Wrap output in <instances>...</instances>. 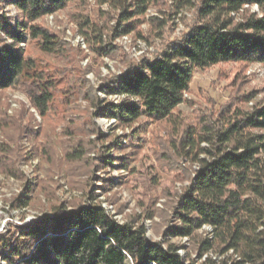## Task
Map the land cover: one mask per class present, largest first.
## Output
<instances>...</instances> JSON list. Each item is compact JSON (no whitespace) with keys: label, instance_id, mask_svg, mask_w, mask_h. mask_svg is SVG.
Here are the masks:
<instances>
[{"label":"rangeland","instance_id":"obj_1","mask_svg":"<svg viewBox=\"0 0 264 264\" xmlns=\"http://www.w3.org/2000/svg\"><path fill=\"white\" fill-rule=\"evenodd\" d=\"M173 2L153 4L136 31L124 36L114 34L120 11L97 0H75L35 22L58 36V52L43 53L30 38L20 47L56 77L57 89L44 116L26 86L0 90V245L7 235L18 238L30 224L51 218L55 207L98 203L120 224L144 225L150 241L183 246V256L199 258L193 241L169 235L179 225L175 207L205 157L184 151L182 141L193 130L197 139L206 134L207 125L221 129L225 112L247 113L264 105V63L196 70L184 102L169 120L143 116L126 125L106 118L108 105L126 100L106 89L162 53L193 19L189 8L175 15ZM253 13L261 15L258 7H247L236 21ZM0 14L14 26L22 18L10 3L0 4ZM86 18L91 29L83 25ZM0 44L13 45L3 31ZM207 146L199 143V148ZM198 233L210 235L207 228ZM8 256L9 249L0 246V264Z\"/></svg>","mask_w":264,"mask_h":264},{"label":"trees","instance_id":"obj_2","mask_svg":"<svg viewBox=\"0 0 264 264\" xmlns=\"http://www.w3.org/2000/svg\"><path fill=\"white\" fill-rule=\"evenodd\" d=\"M73 1L0 0L22 15L14 26L0 14V31L13 42L0 44V90L26 86L43 116L54 100L57 79L27 57L20 45L30 38L43 53L58 52V36L35 22ZM97 1L120 11L114 34L124 36L136 31L153 4L165 0ZM173 4L175 15L187 8L195 12L186 31L158 56L114 80L106 93L126 100L108 105L106 118L126 125L143 116L169 120L184 102L196 70L231 62L264 63V0H174ZM252 6L261 15L248 14L237 22L240 12ZM83 25L92 28L89 18ZM95 38L103 41L100 35ZM99 50L108 53L105 46ZM222 117L221 129L207 125L206 134L197 139L193 130L182 141L184 151L205 157L199 159L200 167L175 207L179 225L169 235L193 241L198 259L183 256V246L150 241L144 225L120 224L96 203L71 210L55 207L51 218L30 224L18 238L7 235L0 245L9 249L6 264H264V105L247 113L225 112ZM202 142L208 146L199 148ZM207 226L212 232L203 238L198 232Z\"/></svg>","mask_w":264,"mask_h":264},{"label":"built area","instance_id":"obj_3","mask_svg":"<svg viewBox=\"0 0 264 264\" xmlns=\"http://www.w3.org/2000/svg\"><path fill=\"white\" fill-rule=\"evenodd\" d=\"M256 7V6H255ZM204 228H207L208 230H209V233H211L212 232V228L211 227H204Z\"/></svg>","mask_w":264,"mask_h":264}]
</instances>
